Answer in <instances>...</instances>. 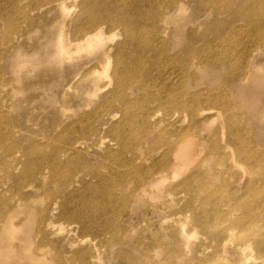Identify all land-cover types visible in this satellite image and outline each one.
Returning a JSON list of instances; mask_svg holds the SVG:
<instances>
[{
    "label": "rangeland",
    "instance_id": "obj_1",
    "mask_svg": "<svg viewBox=\"0 0 264 264\" xmlns=\"http://www.w3.org/2000/svg\"><path fill=\"white\" fill-rule=\"evenodd\" d=\"M80 5L0 0V264H264V0H144L157 26H145L150 43L159 33L166 41L144 67L159 84L147 90L164 97L169 79L183 103L169 109L148 92L139 100L128 85V98L112 93L116 61L94 56L127 38L120 27L104 21L102 37L69 44L86 31L74 23L89 18ZM132 99L126 125L116 126ZM173 137L190 146V167L161 184L193 176L167 194L168 206L153 198L160 185L98 222L84 225L68 211L69 202L93 207L91 214L95 205L117 210L136 180L159 166L145 157L148 140L162 147ZM124 159L136 168L122 169ZM105 175L111 183L98 186ZM102 193L116 200L102 204Z\"/></svg>",
    "mask_w": 264,
    "mask_h": 264
},
{
    "label": "bare ground",
    "instance_id": "obj_2",
    "mask_svg": "<svg viewBox=\"0 0 264 264\" xmlns=\"http://www.w3.org/2000/svg\"><path fill=\"white\" fill-rule=\"evenodd\" d=\"M118 1H120L121 3L115 2L111 4H103V3H96L94 0H81L82 2V6L80 5L81 12L82 14H88L89 18L79 17V19H77L74 23L76 25L77 24L82 25L86 29V31L82 32L81 34H76V37L69 44H76L79 42L90 43L96 37H102L101 35L103 34L102 29L104 26L103 25L104 21H107L106 24L111 25V29L120 27L122 29V32H125L127 34V38H125L118 45V47L115 49V51L112 54H111L112 49L110 47H104L100 53L94 56V58L98 59L99 61L103 60L104 62H106V61H109L110 58L114 57L116 61V67H115L116 74L114 76V82H115L116 88L114 89L112 93H114L116 97L122 100L128 98L123 95L124 86L128 85L130 88L136 91L137 93L136 98L141 100V96L145 95L147 92L149 93V90L147 89L150 86H156V87L159 86V84L156 81L152 80V78L148 79L146 68L144 67L148 64L149 61H153L151 55L157 54V50L154 48L155 45L160 46V44H165L166 41L161 39L160 33H159V35L157 34L156 39H153V41L150 43L148 39L150 32H147L145 30V26L147 27L149 26V24L150 25L154 24L155 18L152 16L151 17L147 16V13L144 9V0L143 1L142 0H118ZM146 1L147 0H145V2ZM73 5L75 6V4ZM95 14L96 16H98L97 18H99L100 20L90 19L92 15L95 16ZM152 26H153L152 30L153 29L157 30L156 25H152ZM174 36L176 37V35ZM51 39L52 40L50 44L57 45V35L56 34L51 35ZM63 47H64L63 44L60 43L58 47V52L61 51ZM15 53H18V52H15ZM54 53L55 52H49V55H53ZM2 54L5 56L6 52L3 51ZM253 67L256 68L253 63H250V68L247 72L248 78L252 76L251 69L253 70ZM165 81L166 82H164L160 86V89L165 87L166 89L165 96L163 97L161 95V92H158L156 90V91L149 93V99L152 101H155L158 107L161 109H169V108L176 107V106L180 107L183 104L182 98L180 97L174 98L173 97L174 95L170 93L172 92L170 90L171 81L169 79ZM235 84L239 86V88L243 89V85L241 82L237 81L233 85ZM106 85H107L106 83H102V82L98 84L99 88L101 89L105 88ZM63 97L64 95L62 96V98ZM103 99L106 101L108 99V95L103 96ZM134 99L126 103V109L124 111L125 119L123 117L122 119L124 121L121 120L120 122L116 124V126L126 125V121H128L130 117V111H129L130 107L132 105H137V100H134ZM93 104L96 105V103H93ZM84 115L85 114L79 115L77 118L79 119L78 121L85 118L86 116ZM137 140L138 139H135V142ZM141 142H143V140ZM120 143H121L120 147L122 151L128 150V146L126 145L125 141L120 140ZM148 143L150 144V148L147 152H144L145 157L146 159H150L152 162H158L159 166L156 170L152 171L151 173H147L145 176L139 177L138 180H136L135 186L131 190L132 193L121 197L124 201V203L122 204L123 208H121L122 206L121 205L119 208H117V210L116 209L112 210L110 206L97 207V205H95L93 213L91 214L93 207L86 208L84 206L81 208H76L75 202H69L67 208H68V211L70 210L71 215L84 225H86L90 221L98 222L104 216L108 214L121 215V213L126 209L125 205L128 203V201H130L131 197H133L137 203H140L142 201L141 197L149 194L148 192H151L153 188H158L161 185L160 187L161 189L166 183L165 182L161 184L162 181H166V180L169 181L172 178L179 176L181 173L185 172L186 169L190 167V165L187 163L188 161L187 157L189 155L188 149L190 146L186 142L182 141L180 137L178 139L175 138L174 140H172V142L169 140L162 147H157L156 140H153L152 138L148 140ZM241 151H242L241 149L237 150V152H241ZM156 154L158 155L155 156ZM138 156L141 157V154H138ZM138 156H134L133 159L138 158ZM243 156H245V153L243 154ZM137 163L138 161H131L129 159H124V163H123L124 166H121V168L122 169L136 168ZM115 168L116 170H120V167L119 166L117 167L116 164H115ZM54 170H55V166L54 164H52V172ZM156 175H158V177H155ZM192 176H190L183 183L177 186L176 185L164 186L161 189L162 195L157 196V197L152 195L153 198H156L158 200L162 208H164L165 206H168V203L166 200L167 194L178 186L182 185L183 187L187 185V183L191 180ZM145 178H148V180L146 181ZM111 179H112L111 175L103 176L99 180L98 186H103V185L111 183ZM119 182L123 183L122 185H125L130 182V179L126 178L125 175H123L119 179ZM114 187L116 186L114 185ZM116 196L117 195L107 196V195H103L102 193L100 196L102 204H108L110 203V201L116 200ZM206 200L207 199H204L199 203V206L196 208V214L197 212L201 210L202 205L205 203ZM191 203H192V198L191 200L186 202V208H188V210H190ZM196 222L202 224L203 221H200L197 218ZM227 235H229V240H232L231 239L232 237L231 235H233L232 232H229ZM150 240H152V238H150ZM69 245L72 246L71 243H69ZM75 255H76V259H79L80 257L82 258L84 257V253L79 252V251L74 252V256ZM72 260L73 259L71 258L63 259V261L67 264H70ZM40 264H53V262L48 258V259H45V261L41 262Z\"/></svg>",
    "mask_w": 264,
    "mask_h": 264
}]
</instances>
